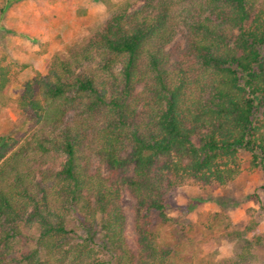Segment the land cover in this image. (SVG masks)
Here are the masks:
<instances>
[{"label":"trees","instance_id":"obj_1","mask_svg":"<svg viewBox=\"0 0 264 264\" xmlns=\"http://www.w3.org/2000/svg\"><path fill=\"white\" fill-rule=\"evenodd\" d=\"M8 81L0 66V102ZM17 102L36 126L0 134V264H107L99 235L110 264H176L150 220L176 186L226 184L248 153L264 192V0H124ZM243 239L223 264L249 262L261 238Z\"/></svg>","mask_w":264,"mask_h":264},{"label":"rangeland","instance_id":"obj_2","mask_svg":"<svg viewBox=\"0 0 264 264\" xmlns=\"http://www.w3.org/2000/svg\"><path fill=\"white\" fill-rule=\"evenodd\" d=\"M122 1L0 0V66L9 75L0 102V134L12 136L18 145L32 132L36 122L17 102L25 82L45 73L54 55L64 56L69 47L87 39ZM185 42L182 27L169 48H183ZM249 159L248 153L242 154L241 172L226 184L190 180L176 186L167 198L169 220L163 221L156 212L150 215L157 241L170 248L176 264H223L240 251L243 238L258 236L261 241L254 243L247 264H264V210L258 201L264 196L259 187L263 172L252 168ZM122 203L132 212L133 199L127 191L122 193ZM67 224L77 238L85 235L77 215L72 214ZM127 237L134 243L131 221ZM29 238L19 239L18 248L25 246L23 242L32 246ZM97 244L110 264L111 252L102 246L101 235Z\"/></svg>","mask_w":264,"mask_h":264}]
</instances>
